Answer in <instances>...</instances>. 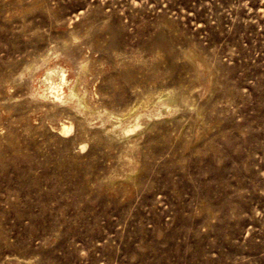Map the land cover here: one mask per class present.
Here are the masks:
<instances>
[{
    "label": "rangeland",
    "instance_id": "374dc122",
    "mask_svg": "<svg viewBox=\"0 0 264 264\" xmlns=\"http://www.w3.org/2000/svg\"><path fill=\"white\" fill-rule=\"evenodd\" d=\"M0 264H264V0H0Z\"/></svg>",
    "mask_w": 264,
    "mask_h": 264
},
{
    "label": "bare ground",
    "instance_id": "6f19581e",
    "mask_svg": "<svg viewBox=\"0 0 264 264\" xmlns=\"http://www.w3.org/2000/svg\"><path fill=\"white\" fill-rule=\"evenodd\" d=\"M163 96H167L169 99H170V102H171V100H174L175 99V96L174 95H172V94H163ZM162 97V96H161ZM165 99V98H164ZM172 102H174V101H172ZM86 104H84V106H85ZM63 130L64 131H67L68 130V126H66V125H63ZM129 131V130H128ZM133 131V130H132Z\"/></svg>",
    "mask_w": 264,
    "mask_h": 264
}]
</instances>
